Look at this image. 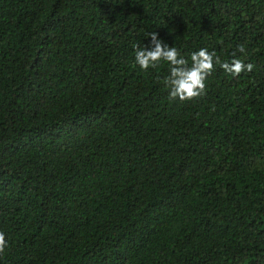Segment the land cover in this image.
Listing matches in <instances>:
<instances>
[{
	"label": "trees",
	"instance_id": "obj_1",
	"mask_svg": "<svg viewBox=\"0 0 264 264\" xmlns=\"http://www.w3.org/2000/svg\"><path fill=\"white\" fill-rule=\"evenodd\" d=\"M151 32L253 70L170 101ZM0 232V264H264V0H0Z\"/></svg>",
	"mask_w": 264,
	"mask_h": 264
},
{
	"label": "clouds",
	"instance_id": "obj_2",
	"mask_svg": "<svg viewBox=\"0 0 264 264\" xmlns=\"http://www.w3.org/2000/svg\"><path fill=\"white\" fill-rule=\"evenodd\" d=\"M150 45L135 51V65L141 71L147 72L150 68H157L161 62L170 65L169 75L163 80L164 86L169 89V100L184 103L193 101L205 94V81L211 75L214 65L218 64L224 72L233 77H239L242 72H251L252 64H245L240 59H233L229 62H222L215 52H209L207 48L193 52L190 55V62L185 59L176 47H169L161 39L157 32L148 34ZM238 51L245 52L243 45L238 46ZM235 56V53H233ZM7 246L5 235L0 232V253L5 251Z\"/></svg>",
	"mask_w": 264,
	"mask_h": 264
}]
</instances>
